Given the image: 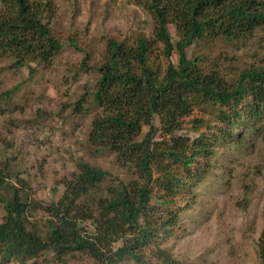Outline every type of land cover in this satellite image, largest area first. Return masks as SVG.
<instances>
[{"label": "trees", "instance_id": "1", "mask_svg": "<svg viewBox=\"0 0 264 264\" xmlns=\"http://www.w3.org/2000/svg\"><path fill=\"white\" fill-rule=\"evenodd\" d=\"M142 1L154 17L153 33L107 39L92 94L100 112L89 132L93 153H115L136 177L125 181L80 161L60 198L41 206L0 172V189H10L1 198L0 264L62 262L75 253L101 264H176L164 246L183 226V201L218 162L216 146L264 138V68L227 76L220 67H203L209 55L191 59L186 52L198 42L246 43L264 30L259 1ZM9 3L0 17V55L14 66L56 55L63 39L51 28V1ZM214 60H222L219 53ZM38 209L47 216L44 228L30 219ZM257 256L264 264V228Z\"/></svg>", "mask_w": 264, "mask_h": 264}, {"label": "rangeland", "instance_id": "2", "mask_svg": "<svg viewBox=\"0 0 264 264\" xmlns=\"http://www.w3.org/2000/svg\"><path fill=\"white\" fill-rule=\"evenodd\" d=\"M50 1L52 31L63 39L58 53L23 66L0 55V172L27 200L41 206L60 198L63 181L77 171L80 161L125 181L136 177L132 167L118 163L115 153H93L89 132L100 109L92 94L107 39L150 36L154 26L142 0ZM258 1L264 11V0ZM10 9L9 0H0V17ZM168 29L175 36L174 26ZM71 39L77 47L69 43ZM186 52L191 59L209 55L203 67H220L227 76L244 67L264 68V30L239 46L217 41L213 48L211 42H198ZM218 53L219 62L214 60ZM263 139L250 136L239 148L216 146L218 162L195 194L183 201V226L164 246L176 264H258L257 242L264 228ZM250 141L254 148H248ZM9 192L8 186L0 189V223L1 198ZM31 215L43 227L44 210ZM49 259L39 264H101L86 253L62 262ZM118 264L134 263L125 259Z\"/></svg>", "mask_w": 264, "mask_h": 264}]
</instances>
